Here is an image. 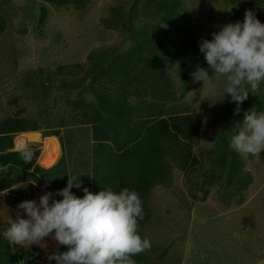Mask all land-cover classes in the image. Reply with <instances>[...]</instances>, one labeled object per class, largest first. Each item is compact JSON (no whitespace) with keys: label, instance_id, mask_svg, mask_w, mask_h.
Masks as SVG:
<instances>
[{"label":"rangeland","instance_id":"rangeland-1","mask_svg":"<svg viewBox=\"0 0 264 264\" xmlns=\"http://www.w3.org/2000/svg\"><path fill=\"white\" fill-rule=\"evenodd\" d=\"M236 6L259 9L251 0H0V121L19 116L39 127L40 134H31L39 139L25 148L38 149L37 164L50 170L59 189L67 186L60 173L74 179L94 172V118L100 119L99 127L110 129L103 125L106 113L98 93L114 100L123 94L135 118L203 114L193 148L199 163L183 169L175 147L167 155V176L143 200L151 211L139 230L151 243L144 251L148 264H264V151L252 156L229 147L245 112L264 110V83L256 91L248 88L236 114V103L224 97V77L214 74L212 83L203 86L191 75L197 66L208 67L200 41L235 23ZM125 20L132 30L125 28ZM259 20L264 23V17ZM133 30L155 36H133ZM165 37L185 43L184 53L160 41ZM102 49L116 50L117 56L94 79L95 61L89 56ZM62 67L67 73H60ZM29 136L15 134L14 150L18 137ZM49 144L54 155L44 162ZM15 174L24 177L20 182L31 192L29 200L38 202L50 191L45 181L12 169L10 176ZM80 185L71 189L77 196L85 187L96 192V182ZM0 193V210L16 218L9 209L11 192ZM6 224L0 220V233ZM32 246L44 252L36 253L44 261L67 250L53 238L46 247Z\"/></svg>","mask_w":264,"mask_h":264},{"label":"clouds","instance_id":"clouds-1","mask_svg":"<svg viewBox=\"0 0 264 264\" xmlns=\"http://www.w3.org/2000/svg\"><path fill=\"white\" fill-rule=\"evenodd\" d=\"M211 37L202 38L198 45L208 67L197 66L191 74L193 82L202 81L204 86L212 83L214 74L224 77V97L236 103L238 114L248 88L256 91L264 83V23L247 10L243 21L224 24ZM235 129L229 140L231 149L252 156L264 151V110L245 112ZM20 156L29 163L33 152L25 148ZM74 186L81 187L69 178L67 186L57 190L55 196L62 199L46 191L38 202L21 201L17 208L23 215L18 213L14 219L0 210V220L8 224L0 235L9 245L26 248L46 247L45 238L51 235L67 250L49 254V264L53 260L55 264H135L133 257L151 248L150 240L139 231L138 221L144 218L139 193L127 187L93 193L85 187L81 197L71 191Z\"/></svg>","mask_w":264,"mask_h":264},{"label":"trees","instance_id":"trees-1","mask_svg":"<svg viewBox=\"0 0 264 264\" xmlns=\"http://www.w3.org/2000/svg\"><path fill=\"white\" fill-rule=\"evenodd\" d=\"M66 1V0H52ZM253 5L259 6L254 13L257 18H263L264 0H251ZM241 9V8H240ZM131 10V9H130ZM247 11L245 9H242ZM132 23V16L127 19ZM125 20V26L127 24ZM128 30L131 25L126 26ZM133 36H144V38L155 36L147 35L141 31L133 30ZM159 38V35H156ZM165 37L163 40L171 44L172 49L176 50L180 55L186 50V44L172 43ZM116 50L105 49L91 52L89 58L94 62L93 74L96 75L105 71V66L114 63ZM70 70V69H69ZM60 73H67L66 68L59 69ZM94 75V76H93ZM118 96V99H110L107 94L98 93L100 107L106 113L102 119L103 125L110 127L107 131L99 127L96 123L100 120L95 117L94 127L95 144L93 153L98 161L94 166L92 173H78L73 178L80 183L91 185L92 182L97 183L96 192L101 189L113 188L115 191L127 187L135 189L142 199L144 218L138 221L139 230L150 220L151 211L144 203L150 190L165 179L168 174L167 155L170 151L178 147L179 160L182 161L183 169L194 167L198 164V158L193 153V148L197 140L201 136L203 128L202 113H181L169 116L158 114H150L135 118L132 113L134 109L130 104L126 103V98ZM151 108H153L151 106ZM38 126L29 121L25 117H8L0 121V169L3 176L0 177V190H9L8 202L14 208L24 200H29L31 192L28 187L21 184V174H15L12 178L11 170H20L28 173V176L38 182L45 181L50 192L54 194L55 199H62L55 196L59 186L55 184L50 175V170H44L37 164L36 157L38 149L31 147L33 156L29 163H25L21 159L22 150H14V137L17 133L37 132ZM48 141V139L46 140ZM111 144H109V143ZM32 171V173L28 172ZM237 170L234 169V175ZM60 182L68 183L70 177L66 173H60ZM58 186V187H57ZM5 207V206H4ZM18 209V208H17ZM8 224L3 227L2 233L7 229ZM31 249V250H30ZM43 251L38 250L36 246L24 249L16 245H9L8 241L0 235V264H49L48 259L42 260L41 256L36 253ZM135 264H148L145 252L133 257Z\"/></svg>","mask_w":264,"mask_h":264},{"label":"bare ground","instance_id":"bare-ground-1","mask_svg":"<svg viewBox=\"0 0 264 264\" xmlns=\"http://www.w3.org/2000/svg\"><path fill=\"white\" fill-rule=\"evenodd\" d=\"M23 137H24V136H23ZM23 137H18V139H16V140H17V142H16V146H17L18 149H20V148H24V149H25V147H27L28 142H29L30 140L39 139L38 136H34V135H30L29 137H26V138H23ZM45 147H46V146H45ZM53 152H54V150H53V145H51V144L47 145L46 151L44 152V159H43L44 162L51 160L52 156L54 155ZM9 209H10L12 212H14V213L16 214V216H17L18 213H20V214L23 215L22 211L19 210V209H17V208H13V207L9 206ZM50 238H52L51 235H50L49 237H46V238H45V242H46L47 240H49Z\"/></svg>","mask_w":264,"mask_h":264},{"label":"water","instance_id":"water-1","mask_svg":"<svg viewBox=\"0 0 264 264\" xmlns=\"http://www.w3.org/2000/svg\"><path fill=\"white\" fill-rule=\"evenodd\" d=\"M232 12H233L234 16H235L238 20L243 21V19H244V14H245L246 11H244V10H242V9H240L239 7L236 6V7H233V8H232Z\"/></svg>","mask_w":264,"mask_h":264},{"label":"crops","instance_id":"crops-1","mask_svg":"<svg viewBox=\"0 0 264 264\" xmlns=\"http://www.w3.org/2000/svg\"><path fill=\"white\" fill-rule=\"evenodd\" d=\"M27 135H31V134H40L39 132H37V133H34V132H29V133H26ZM16 149H18V148H16ZM23 149V148H22ZM18 150H20V149H18Z\"/></svg>","mask_w":264,"mask_h":264}]
</instances>
